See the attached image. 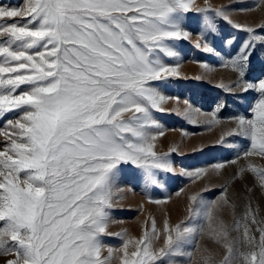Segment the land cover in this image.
Masks as SVG:
<instances>
[{"label": "snow or ice", "instance_id": "snow-or-ice-1", "mask_svg": "<svg viewBox=\"0 0 264 264\" xmlns=\"http://www.w3.org/2000/svg\"><path fill=\"white\" fill-rule=\"evenodd\" d=\"M230 7L211 0L0 4V116L23 113L0 128L2 264H176L172 257L193 259L185 245L199 248L201 236L223 254L204 248L197 264H264V166L253 160L264 161V78L248 77L257 49L264 50V20H237ZM256 10L264 13V0L239 12ZM191 13L202 17L195 38L187 26ZM223 25L244 35H225ZM184 42L219 57V67L231 72L233 79L218 88L258 94L252 118L221 119L219 107L201 112L163 92L162 82L181 75ZM197 63L203 69L198 80L217 71ZM173 100L185 105L176 114L189 123L219 129L217 145L239 137L247 146L232 159L177 168L173 156L184 153L179 145L162 149L167 129L155 115L171 111ZM125 165L145 197L140 210L146 203L162 212L159 220L149 212L138 235L109 231L122 223L113 219V210L134 190L120 186ZM234 165L232 183L220 184L215 199L185 187L165 198L150 195L165 189L161 173L195 184ZM247 174L257 181L261 198L254 204V188L245 186L238 211L240 192L230 194V188ZM173 195L187 201V215L175 224L166 210ZM103 236L118 237L120 246H105Z\"/></svg>", "mask_w": 264, "mask_h": 264}, {"label": "rangeland", "instance_id": "rangeland-1", "mask_svg": "<svg viewBox=\"0 0 264 264\" xmlns=\"http://www.w3.org/2000/svg\"><path fill=\"white\" fill-rule=\"evenodd\" d=\"M198 3L203 4L204 0H197ZM214 5H230V11H232L234 18L240 21L256 23L264 20V13L260 10L255 12H239L240 8L254 7L259 0H237L233 3V0H211ZM25 0H0V4L4 6L22 7ZM22 20V18H16ZM11 22V21H9ZM219 23V22H218ZM187 26L193 31V36L201 30L202 17H198L195 13L189 14L187 18ZM223 33L228 35L229 33L243 36V33L237 34L235 30L231 29L227 25H223ZM216 47L219 48L220 41L217 40ZM179 47L182 48L180 57V77H173L168 81L162 82V90L166 95L179 97L181 101L187 100L193 108H198L201 112H212L220 108V117L224 119L232 114H242L247 118H252L250 111L251 106L254 104L258 97V94L254 91L240 92L238 90L232 93H226L216 85L223 82L228 84L233 76L230 71L223 70L219 67V57L212 54H205L201 50L196 49L192 44L184 42ZM264 50L257 49L256 58L253 62L252 68L248 73L249 79L255 77L264 78V56L261 52ZM199 62H207L213 67L217 68V71L212 74H207L204 79H196V77L203 74ZM26 87V86H22ZM167 107L171 110L165 113H156L155 115L161 122V124L167 129L166 138L162 140L161 147L167 151L169 146L179 145L181 152L184 155H174L173 159L175 165L179 168L181 165L185 167H199L208 166L211 163L232 159L237 152L246 147V142L243 138L229 137L224 145H217L215 143L219 129L213 127L211 130L202 126L201 124H191L183 116L176 114V108L183 109L185 105L180 103L176 104V101H170ZM23 113L19 110L11 111L3 116H0V128H3L7 120H14L19 118ZM201 122L205 117H197ZM187 132L188 135H183ZM3 138L0 137V140ZM195 149V151H194ZM254 162L258 166H264V161L259 158H253ZM125 171L120 178V186L125 188H134L133 191H128L123 194V199L120 201V206L115 208L112 212L113 219L116 221H122V223H113L109 226V231L120 232L123 229H127L129 234L138 235L140 231V223L144 220L145 216L151 212L156 215L159 220L162 216L161 210L155 205H144L143 211L140 210V204L144 202L145 197L141 191V187L137 182L131 179V166L125 165ZM237 166H230L227 171L221 176H211L204 181H197L195 184L188 181L185 177L178 175L163 174L161 173V181L165 184V189L155 188L150 192V195L154 198H165L169 193L174 194L175 190L179 187H185L189 193L201 192L202 198L205 200L215 199L220 194L219 185L225 181L232 183V176L236 171ZM257 181L251 174H247L245 178L239 183L233 184L230 188V194L233 192H240L241 209L242 210L245 196L242 189L247 187L254 188V194L252 200L254 204L260 200L259 189ZM187 201L184 198H175L166 206V210L170 216V220L173 224L178 223L184 219L187 215L186 212ZM230 215H226L225 219L230 220ZM102 243L105 246L119 247L121 241L115 236H103L101 238ZM199 248L194 245H185V251L193 252V259L189 261L186 257H172L176 264H197L200 257V251L204 248L214 250L218 255L223 254V249L216 248L207 237H197ZM5 257L0 256V264H2ZM163 264H167L165 260Z\"/></svg>", "mask_w": 264, "mask_h": 264}]
</instances>
